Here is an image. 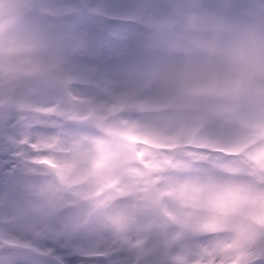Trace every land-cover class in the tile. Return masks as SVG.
<instances>
[{
  "label": "rangeland",
  "instance_id": "374dc122",
  "mask_svg": "<svg viewBox=\"0 0 264 264\" xmlns=\"http://www.w3.org/2000/svg\"><path fill=\"white\" fill-rule=\"evenodd\" d=\"M42 5L0 0V132L66 148L11 151L73 195L0 169V264H264V83L228 74L264 57V0Z\"/></svg>",
  "mask_w": 264,
  "mask_h": 264
},
{
  "label": "clouds",
  "instance_id": "9594fccd",
  "mask_svg": "<svg viewBox=\"0 0 264 264\" xmlns=\"http://www.w3.org/2000/svg\"><path fill=\"white\" fill-rule=\"evenodd\" d=\"M228 74L237 80L243 77V82L248 87H251L256 81L264 83V57H261L256 63H247L241 60L236 67L228 69Z\"/></svg>",
  "mask_w": 264,
  "mask_h": 264
},
{
  "label": "water",
  "instance_id": "95a60500",
  "mask_svg": "<svg viewBox=\"0 0 264 264\" xmlns=\"http://www.w3.org/2000/svg\"><path fill=\"white\" fill-rule=\"evenodd\" d=\"M34 9H40V4H39V0H34L33 2V10ZM135 153L133 150H124V152L121 155V161L124 164H130L132 162L133 159H135ZM64 194V192H62Z\"/></svg>",
  "mask_w": 264,
  "mask_h": 264
},
{
  "label": "flooded vegetation",
  "instance_id": "af4514ba",
  "mask_svg": "<svg viewBox=\"0 0 264 264\" xmlns=\"http://www.w3.org/2000/svg\"><path fill=\"white\" fill-rule=\"evenodd\" d=\"M0 140L2 141L1 144H0V150H1V149H3L4 146H5V143L3 142V139H2V137H1V134H0ZM57 145H59V143H58Z\"/></svg>",
  "mask_w": 264,
  "mask_h": 264
},
{
  "label": "bare ground",
  "instance_id": "6f19581e",
  "mask_svg": "<svg viewBox=\"0 0 264 264\" xmlns=\"http://www.w3.org/2000/svg\"><path fill=\"white\" fill-rule=\"evenodd\" d=\"M8 259H12V257H9ZM63 262L65 263V264H68L67 262H65L64 260H63Z\"/></svg>",
  "mask_w": 264,
  "mask_h": 264
}]
</instances>
